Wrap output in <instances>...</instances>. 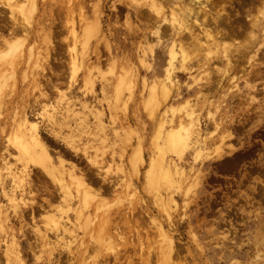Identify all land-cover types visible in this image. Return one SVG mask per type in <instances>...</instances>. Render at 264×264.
<instances>
[{
  "label": "rangeland",
  "instance_id": "1",
  "mask_svg": "<svg viewBox=\"0 0 264 264\" xmlns=\"http://www.w3.org/2000/svg\"><path fill=\"white\" fill-rule=\"evenodd\" d=\"M175 1L0 0V64L15 68L0 96V264H264V23L253 42L244 0L208 4L212 16L223 7L231 19L217 30L208 24L217 41L206 49L195 35L204 44L210 37ZM257 7L252 13H264ZM10 41L14 64L4 57ZM196 128L207 143L186 144ZM6 158L19 168L17 189L2 171ZM171 159L189 179L174 175L179 207L169 224L160 201L166 180L155 187L147 173L152 161ZM85 186L86 198L78 192ZM55 210L79 233L73 252L52 242ZM149 215L166 224L175 255L158 251Z\"/></svg>",
  "mask_w": 264,
  "mask_h": 264
},
{
  "label": "bare ground",
  "instance_id": "2",
  "mask_svg": "<svg viewBox=\"0 0 264 264\" xmlns=\"http://www.w3.org/2000/svg\"><path fill=\"white\" fill-rule=\"evenodd\" d=\"M173 1V0H172ZM226 1V0H225ZM225 1H223V0H177V1H175L174 3L176 4V6L177 5H179V4H183L182 5V9H178V11H184V14H183V17L185 18V21L187 22L188 21V23L189 22H191L192 23V25L193 26H195V24L196 23H198L197 25L199 26L198 27V30L200 29V27H201V32H202V34H204L205 36H207V37H210L208 40H206L205 38V42H207V44H204L203 43V39H202V37L201 36H199V37H197V35H195L196 36V40L199 42V44H198V42H197V44H198V46L199 47H206V49H211V45L214 43V41L216 42L217 41V39L215 38V39H213V36H212V34L208 31L209 29L207 28V26H208V24H212V26H213V28L215 29V30H217V29H219L220 27V25H222L223 23V17H222V15L220 14V12L221 11H225V9L223 8V7H221L220 8V10H217V12H215V13H217V15H213L212 16V14L209 12V7L211 6L212 7V5H214V7L216 6V5H220L221 3H223V2H225ZM243 2H245L244 4L245 5H247L248 6V10H247V13H246V15H245V17H246V21L248 22V28H249V30L246 32V34H247V36H248V38L249 39H252L253 40V42H255V35H256V33H258L259 31H260V26H262L261 24H263L264 22V17H263V15H264V13H260L259 11V9L256 11V12H258V14L257 13H252V9L253 8H258L257 7V5L258 4H262V5H264V0H244ZM34 3V2H33ZM179 3V4H178ZM233 3V2H232ZM231 3V1H230V6L231 7H233V4ZM169 4V3H168ZM210 6H209V5ZM212 4V5H211ZM209 6V7H208ZM246 6V7H247ZM179 7V6H178ZM177 7V8H178ZM210 7V8H211ZM260 7V6H259ZM176 8V7H175ZM184 8L189 12V14H188V12H186V10H184ZM255 8V9H256ZM264 8V7H263ZM66 9V8H65ZM254 9V10H255ZM11 10V9H10ZM9 10V11H10ZM12 11V10H11ZM199 11H202L203 12V15L201 16L200 14H198L199 13ZM195 14H194V13ZM187 13V14H186ZM190 13H193L192 15H190ZM209 13V15H207ZM213 13V12H212ZM214 13V14H215ZM230 13H226V18H227V21H228V23L230 22L229 20L231 19V16L229 15ZM207 15V16H206ZM212 17H211V16ZM205 17V18H207L206 19V21L208 20V18L210 19V21H211V23H207V22H205V20H202L201 22L199 21V19H202L201 17ZM225 16V15H224ZM176 18V17H175ZM223 20V21H222ZM226 21V20H225ZM224 21V22H225ZM226 21V22H227ZM202 24H205V28L204 29H202V27H203V25ZM197 25H196V27H197ZM190 31V30H189ZM218 33V32H217ZM225 33V32H224ZM219 34V33H218ZM220 35H221V33H220ZM203 36V35H202ZM241 37V36H240ZM246 38V37H245ZM247 39V38H246ZM259 40V39H258ZM2 41V40H1ZM211 41H213V42H211ZM11 43V41L7 44L6 43V46L8 45V52H7V54L4 56V57H9V56H11V60H9L8 61V63H11V64H14V62H13V56L15 57L16 55H17V52H16V50H17V47L15 46V47H12V44H10ZM246 43H248V42H246ZM219 44V43H218ZM217 44V45H218ZM254 45V44H253ZM263 45V44H262ZM252 46V45H251ZM250 46V47H251ZM243 47V46H242ZM244 48V47H243ZM248 48H249V46H247V51H245L244 50V52H245V54L243 55V56H245V58H247V59H245V63H247L248 65H249V67L251 66H253V64H252V59H253V55L252 54H250V51L248 52ZM252 48V47H251ZM7 49V48H6ZM252 51V50H251ZM242 52V51H241ZM243 52V53H244ZM264 52V51H263ZM236 53V52H235ZM250 54V55H249ZM239 58H242V57H240V56H238ZM2 61V60H1ZM222 61V60H221ZM220 61V62H221ZM241 61V60H240ZM258 62V61H257ZM255 64V63H254ZM38 65V64H37ZM16 66V65H15ZM247 68V67H246ZM14 69L15 68H12L11 69V71L10 70H8L7 68H6V66H5V64L3 63V64H0V96L3 94V91H4V88H5V85L7 84L6 83V80H7V76H6V72H9V75H8V77L10 78V77H14L15 76V72H14ZM240 69V68H239ZM245 70V69H244ZM229 71V70H228ZM227 71V69L225 70V72L227 73L228 72ZM247 71V70H246ZM225 73V74H226ZM223 75H224V73H223ZM222 75V76H223ZM233 75H231V77H232ZM229 77V76H228ZM227 77V78H228ZM25 78V77H24ZM233 78V77H232ZM222 79V78H221ZM231 79V78H230ZM220 80V79H219ZM234 80V79H233ZM15 81V80H14ZM220 82V81H219ZM16 83V82H15ZM231 83V82H230ZM117 84V83H116ZM216 84V83H215ZM236 86H237V84H235ZM7 87V86H6ZM217 87V86H216ZM232 89V88H231ZM153 91H152V96H151V99H154L155 97H156V94H155V92H156V89H152ZM123 91V90H122ZM164 92V91H163ZM41 93V92H40ZM150 102V101H149ZM213 115H212V119H213V123H214V125H215V132H217L218 131V129L220 128V123H218V121H217V119L215 118V115H214V113H212ZM37 118H40V119H42V120H44L46 117H47V114H46V110H45V107H42V109L37 113ZM30 119V118H29ZM64 119V118H63ZM31 121V120H30ZM28 117H27V115H25V116H23V121H22V127H21V136L22 137H25V136H28V134H27V124H28ZM182 123V122H181ZM211 125V124H210ZM57 126V125H56ZM198 126V125H197ZM58 127V126H57ZM58 128H60L61 129V126L60 127H58ZM68 128V127H67ZM63 130H65V128L63 127L62 128ZM186 129V128H185ZM189 129V128H188ZM67 130V129H66ZM174 130V129H173ZM172 130V131H173ZM175 131V130H174ZM59 133H60V131H59ZM62 133H63V131H62ZM21 137V138H22ZM184 137L186 138V140L188 139L189 141L187 142L186 141V144H188V143H191V142H193V143H207V141H206V139H203V134H201V132H200V130L198 129V128H196V129H194V130H192V132L191 133H189V132H186V134L184 135ZM207 137V136H206ZM172 138V137H171ZM208 138V137H207ZM23 139V138H22ZM181 141V135L179 134V135H177V133L173 136V138H172V140L170 141V146H172V147H175V146H177L178 144H179V142ZM182 141H185V139L184 138H182ZM26 142V141H25ZM23 143V142H22ZM216 143V142H215ZM14 144V147H15V150L14 151H16L17 150V153H18V155H17V158H16V160H20V161H22L21 160V157H22V155L24 154V151H25V147H24V145H22V144H17V142L16 143H13ZM199 145V144H198ZM210 146V145H209ZM201 147V146H200ZM221 147V146H220ZM141 149V148H140ZM158 149H159V153L163 156V155H165L166 154V151H165V149L161 146H159L158 147ZM174 149V148H173ZM8 150H9V148H8ZM11 153H12V151H11ZM9 157L11 156V154H10V151H9ZM7 154V155H8ZM143 155V154H142ZM142 155H140V160L141 161H143V156ZM7 157V156H6ZM28 157H29V155H28ZM5 157H3L2 159H4ZM11 158L12 159H14L15 160V158H13L12 156H11ZM11 158H10V160H11ZM23 158V157H22ZM164 158V157H163ZM6 160H7V158H6ZM5 160V163H3L4 165H3V167H2V171H5L6 172V174L8 175V177H11L12 179H14L13 181H14V185H15V188L17 189V188H19V184H20V177L18 176V173H17V169H19V168H17V167H15V168H13L11 165H10V163L8 162V160H9V158H8V160L6 161ZM9 160V161H10ZM12 161V160H11ZM138 161H139V159H138ZM2 162H4V160L2 161ZM25 162V161H24ZM26 163V162H25ZM31 163H33V162H31ZM151 163H153L152 164V166L150 167V169H149V172L147 173V175H148V178L151 180V184H153L155 187H158V186H160V185H162V177L163 178H165V182H166V184H167V189L165 188V191H161L160 192V201H161V203H162V206H163V209H164V211L166 212V220H167V222H170L169 224H171V222L173 221V214H172V209H177L178 207H179V202H178V199L176 198V194H175V190H174V175H176L177 177H176V179L178 178V181L182 184V183H185V184H187L188 183V179H189V176L187 175V172H186V170L184 169V167L183 166H180V164L178 163V162H176L175 161V159H171V161H169V163H167L166 164V160L164 161V160H162V161H160L159 163H156V164H154V162L152 161ZM20 165H23V164H20ZM26 165V164H25ZM30 165V164H29ZM36 166V165H35ZM108 167H111L110 165H108ZM107 167V168H108ZM101 168V167H100ZM49 169V168H48ZM109 170H111V169H107V172H109ZM1 171V172H2ZM48 173V172H47ZM53 173V172H52ZM61 174V173H60ZM1 175H4V174H1ZM48 175H50V177L54 180V178L52 177V175L51 174H48ZM62 175V174H61ZM6 176V175H5ZM55 176V175H54ZM75 175L73 174L71 177L73 178ZM1 177H3V176H0V185H2L3 186V182H5ZM22 177V176H21ZM63 178V177H62ZM7 180V179H6ZM150 182V181H149ZM9 182H6L5 184H8ZM81 183H84L83 182V180L81 181ZM80 182H79V186H81L82 184H81ZM4 184V185H5ZM10 184V183H9ZM147 184V183H146ZM164 184V183H163ZM84 185V184H83ZM6 186H8V185H6ZM181 186V185H180ZM4 187L5 186H3V189H4ZM89 187V186H88ZM6 188V187H5ZM159 188V187H158ZM61 189L63 190L62 192H63V198H64V201L63 202H67V203H69L68 201L70 200V194H69V192H68V190L66 189V187L64 186V185H62L61 184ZM9 190V189H8ZM92 190V189H91ZM167 190V191H166ZM5 191V190H4ZM7 191V190H6ZM9 191H11V190H9ZM9 191H7V192H9ZM14 191V190H13ZM12 191V192H13ZM23 191V190H22ZM11 192V193H12ZM17 192V191H16ZM27 192V191H26ZM78 192H80L81 193V195L84 197V198H86V197H88V195H89V193L91 192V191H89V188H87L86 186L84 187V189H82V190H78ZM158 192V191H157ZM11 193H5V195H8V198H12V195H14V194H16L15 192H13L12 193V195H11ZM20 193V192H19ZM60 193V192H59ZM98 193V192H97ZM26 194V193H25ZM17 195H19V194H17ZM25 196H28V195H25ZM23 197V196H22ZM24 198V197H23ZM159 198V197H158ZM19 201V200H18ZM66 203V204H67ZM117 203V202H116ZM21 204V203H20ZM19 204V205H20ZM63 204V203H62ZM122 204V203H121ZM106 205V204H105ZM63 206V205H62ZM16 207V206H15ZM59 207H60V205H59ZM63 207H65V206H63ZM65 209V208H64ZM55 211H57V210H55ZM183 212V211H182ZM1 213V212H0ZM59 211H57V212H55V213H53V216H52V220H50V223L49 224H47V225H49V227H48V232H51L52 234H51V237H53V244L54 243H56V244H59V246L60 245H62V246H66L67 248H68V250L70 251L72 248H73V244L75 243V241L78 239V236H79V233L77 234L76 233V229H75V225H74V223L72 222V221H70L69 220V218L68 217H66V219L64 218V220H65V222H61V220L60 219H62V217H63V212L61 211V213H62V215H59ZM58 214V215H57ZM66 215V214H65ZM64 215V216H65ZM150 216V215H149ZM0 218H1V215H0ZM150 218V221L149 222H151L152 223V225L155 227V230H156V233H157V235H158V237H159V239H160V246H159V250L158 251H160V253H162L163 254V256L164 255H166L167 256V254L169 255V257H170V255L172 256V254H174L173 253V251H176V248L177 247H175L176 245H175V240L173 239V236H172V234H170L169 233V231L167 230V228H166V224L163 222V221H161V220H158L157 218H155V217H153L152 215L149 217ZM163 218V217H162ZM2 219V218H1ZM0 219V220H1ZM86 221V220H85ZM89 222V221H88ZM3 227H5V226H3ZM3 228H2V224L0 223V233H3ZM47 230V229H46ZM5 233V232H4ZM3 235V234H2ZM48 235H49V233H48ZM3 237V236H2ZM110 238V237H109ZM49 239V238H48ZM0 241H1V239H0ZM0 246H1V244H0ZM140 247V246H139ZM60 248V247H59ZM72 251V250H71ZM87 251V250H86ZM107 251V250H106ZM73 252V251H72ZM8 255V254H7ZM175 255V254H174ZM176 256H178L177 254H176ZM10 257V256H9ZM89 258V257H88ZM176 258V257H175ZM12 259V258H11ZM85 259V258H84ZM172 260V259H171ZM9 261H10V259H9ZM86 261V260H85ZM166 261H170V260H167L166 259ZM173 261V260H172ZM12 262V261H11ZM163 262V261H162ZM171 262V261H170ZM169 262V263H170ZM167 263V262H166ZM165 263V264H166ZM172 263V262H171ZM168 264V263H167Z\"/></svg>",
  "mask_w": 264,
  "mask_h": 264
},
{
  "label": "crops",
  "instance_id": "3",
  "mask_svg": "<svg viewBox=\"0 0 264 264\" xmlns=\"http://www.w3.org/2000/svg\"><path fill=\"white\" fill-rule=\"evenodd\" d=\"M160 52H161V50H159V48H157V56H159V55H161L160 54ZM144 72V71H143ZM149 76H153V74L152 73H147Z\"/></svg>",
  "mask_w": 264,
  "mask_h": 264
},
{
  "label": "flooded vegetation",
  "instance_id": "4",
  "mask_svg": "<svg viewBox=\"0 0 264 264\" xmlns=\"http://www.w3.org/2000/svg\"><path fill=\"white\" fill-rule=\"evenodd\" d=\"M241 3H242V0H241ZM241 5V4H240Z\"/></svg>",
  "mask_w": 264,
  "mask_h": 264
}]
</instances>
